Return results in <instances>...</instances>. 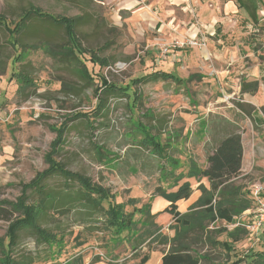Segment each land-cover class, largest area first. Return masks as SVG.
<instances>
[{"label": "rangeland", "instance_id": "1", "mask_svg": "<svg viewBox=\"0 0 264 264\" xmlns=\"http://www.w3.org/2000/svg\"><path fill=\"white\" fill-rule=\"evenodd\" d=\"M29 4L55 15L73 16L79 13L73 0H0V12L16 20V13ZM89 9L94 14V22L82 28L83 46L89 49L106 45L100 55L111 60L110 66L96 67L95 84L81 78L74 68L52 57L43 48L32 50L24 62L9 60L7 65H0V202H16L25 185L49 166L47 154L66 124L68 129L63 134L64 144L57 158L71 171L84 173L93 182L109 187L116 193L117 202L137 197V206L148 204L152 210L156 187H168V182L160 177L162 174L157 167L159 158L134 141L142 138L140 128L143 124H153L154 118L144 115L162 119L173 116L167 119L168 123L166 121L162 130L163 139L171 135L168 128L170 120L175 119L176 127L182 124L179 110H172L183 105V101L173 93L180 88H185L184 93L191 99L190 110L199 106L205 112V124L216 122V108L218 113L238 122L240 130L244 131L247 157L244 171L235 183L242 185L243 191L249 192V197L255 184L264 186V15L259 16L256 26L249 19L250 24L241 20L232 23L223 37L224 42L219 45L234 49V57L229 63L219 65L214 56L210 60L200 57L190 68V59L171 62L168 56L182 53L188 57L194 50L200 51L206 46L187 45L185 41L189 35L180 24H170L171 33L167 35H160L151 29L148 17L136 14L152 10L149 0H94ZM64 38L63 30L48 23H35L22 37L28 43H60ZM5 39L4 31L0 30V44H4L10 54L12 50ZM176 41L184 44L175 47ZM182 50L184 52H180ZM174 66L180 75L196 73L201 76L186 84L159 80L133 86L138 93L136 102H133L132 95L130 98L120 94L107 95L106 108L100 117L96 114L95 88L100 86V76L119 86H127L132 79L145 73L166 71ZM3 68L5 73L1 74ZM15 73L24 74L32 83L25 84ZM244 78L250 89L245 95L241 84ZM77 113H86V117L75 118ZM197 124L195 118L192 127ZM203 127L206 132L207 127ZM153 132L158 133V130ZM190 142L188 138L182 149L195 153L196 146L192 147ZM95 144L113 155L103 158ZM168 151L171 156H180L173 148ZM180 159L182 162L185 160L184 157ZM167 179L170 181L169 175ZM46 184L50 191H60L64 188V179L61 176L50 177ZM28 193L31 196L28 201L34 203L38 200L34 192L29 190ZM104 206L107 207V202ZM133 208V205H128L126 211L132 212ZM249 210V214L242 213L234 223L245 231L237 242H233L227 232L235 226L225 221L216 222V234L213 235L216 246L206 243L200 248L207 258L203 264H231L237 258H243L241 264H251L252 254L264 252V228L257 232L249 228L255 219V201ZM18 216L19 212H14L12 218ZM134 217L138 222L137 228L145 231L143 215L137 212ZM103 222L102 212L92 219H85L75 209L52 208L42 226L55 234L64 231L62 241L48 244L33 231L25 229L20 232L16 256L30 255L36 260L34 264H64L76 255L82 256L89 264H100L96 260H102L104 264H131L138 261L137 255H143L150 248L148 264H161L164 248L158 243V235L135 251L132 240H127L123 246L119 240L112 238ZM157 225L160 228L157 231L168 235L170 231L174 233L169 225L166 229L164 224ZM8 227L9 221H0V264L4 257L2 246L8 243ZM218 229L224 231L218 232L221 231ZM56 235L60 237V234ZM225 242L232 245V251L226 249Z\"/></svg>", "mask_w": 264, "mask_h": 264}, {"label": "trees", "instance_id": "2", "mask_svg": "<svg viewBox=\"0 0 264 264\" xmlns=\"http://www.w3.org/2000/svg\"><path fill=\"white\" fill-rule=\"evenodd\" d=\"M79 9V13L73 16L52 14L42 7L35 4L23 6L16 13V20L11 19L7 14L0 12V30L4 31L6 44L11 47L12 53L8 54L4 44H0V65L8 63L9 60L24 62L28 53L32 50L43 48L52 57L58 58L64 64L74 68L75 72L84 80L91 84L94 82L96 67L102 68L111 65V60L101 56L100 48H86L81 40L83 27L94 22V14L90 11L94 0H73ZM35 23H48L52 27L63 30L64 40L60 43L37 41L28 43L22 39L24 34L29 31ZM97 24L101 22L98 20ZM86 55H89L87 57ZM5 65V68H6ZM5 73V69L1 74ZM14 74V73H13ZM22 78L25 84L32 83L27 76L15 73ZM23 75V76H21ZM193 74L190 80L196 78ZM100 86H96L95 95L97 98L96 114L100 115L106 108L107 95H122L126 98L133 96V102L137 101L138 93L133 86H140L148 82L159 80L176 79L175 75L166 71H154L143 74L132 79L127 86H119L107 80L105 76H100ZM179 80V79H177ZM247 84L242 85V90H250ZM134 106V105H133ZM86 113H77L75 118L86 117ZM146 118H153V115H144ZM158 133H154V126L143 124L140 128L142 138L134 141L141 148L149 150L159 158L158 171L161 176L167 178L174 176V183H170L169 188L163 186L156 187V194L169 200L171 204L165 209L170 213L173 222L169 229L174 231L173 236L157 231L159 226L154 221L156 216L151 214L148 204L137 206L138 199L129 198L127 201L117 202L116 193L109 187L95 183L90 177L80 172L71 171L67 165L57 158L62 145L64 144L63 134L67 131L66 124L60 129L58 138L53 141L50 152L47 154L49 166L27 185H25L21 196L14 203L6 201L0 202V221H9L7 231L8 243L3 247L4 257L2 264H34L36 261L30 255L21 254L16 256V249L19 247L20 232L28 229L33 231L40 239L48 244H58L63 239L64 231H57V237L50 229L42 226V222L48 217L52 208L56 209H75L82 213L85 219H92L98 212H102L104 217V227L109 230L112 238L119 240V243L132 240V247L136 250L144 244H148L158 235V243L167 247L161 259V264H203L207 260L201 253V247L206 243L216 246V222L225 221L227 224L236 223L245 210L253 206V198L249 197V192L243 191L242 185L235 183V178L241 174L244 147L240 133H231L222 138L217 145L211 147L207 156L208 166L200 167L194 160H189L188 170L181 171L175 175L177 167L174 164L179 160L171 156L170 144L161 139V128H164V121L161 119ZM161 129V130H160ZM100 156L107 159L112 153L104 150L102 146L95 144ZM61 176L64 179V188L60 191H50L47 188L46 180L50 177ZM185 177L202 178L207 177L210 181V188L203 184L199 186L202 191L199 199L182 213L178 210L177 201L189 198L192 193L189 181H184L179 185V181ZM177 187L176 190H170ZM29 190L37 196L36 202L28 201L31 197ZM264 197V193L262 195ZM107 202V207L104 206ZM133 205V211L127 212L126 207ZM14 212H19L17 218H12ZM143 215L144 223L147 228L140 231L137 228L138 222L135 213ZM160 230V228H159ZM222 232L224 229H218ZM233 242L241 239L245 233L243 228L238 225L233 230L227 231ZM125 234V235H124ZM127 241V242H128ZM117 243V244H119ZM226 249L232 251V245H227ZM61 250V249H60ZM151 249L143 255H137L138 261L131 264H147L150 259ZM243 258L232 260L231 264H241ZM96 260L95 262H97ZM64 264H85L82 256L76 255L72 260ZM209 264H220L209 262ZM251 264H264V252H256L251 255Z\"/></svg>", "mask_w": 264, "mask_h": 264}, {"label": "crops", "instance_id": "3", "mask_svg": "<svg viewBox=\"0 0 264 264\" xmlns=\"http://www.w3.org/2000/svg\"><path fill=\"white\" fill-rule=\"evenodd\" d=\"M151 11H139V16L148 17L149 24L151 29H154L156 32L160 33V35H167L171 33L169 29V25H173L174 23L180 24L182 29L192 37H201L206 43V49H202L200 51L194 50L192 54L188 57L184 54L180 53L179 57L175 54H170L168 57L171 58V62H175L176 60L179 61H188L191 60L190 64L193 68V64L198 62L200 57H203L205 60H210L211 56L216 57L217 64H224L229 63L232 59L234 49H230L228 46L226 47H219L221 45V41L224 42L223 37L225 38L226 34L232 23H237L238 21H242L243 23L250 24L247 20H253L254 25L256 26L259 23V16L264 15V0H149ZM260 13V14H259ZM264 20V19H263ZM183 24V26H182ZM253 25V24H252ZM224 29H220V28ZM180 52H184L183 50ZM187 53V51L185 50ZM228 53H230L228 55ZM177 57V58H176ZM173 64V63H172ZM156 71H164V70H156ZM154 72V71H152ZM166 72H171L175 75L176 79H168L176 84H186L189 81V78L196 73L187 74V75H180L176 66H174L170 70H166ZM149 73V72H148ZM146 74V73H145ZM209 76V74H206ZM179 79V80H177ZM195 79V78H194ZM193 79V80H194ZM247 79L244 78L242 80L243 84L246 83ZM244 91V95L249 90H242ZM185 88H180L178 92L175 93L174 96L179 100L183 101V105L179 109H172L174 112L179 110L180 120L182 122L179 127L175 125V119L173 118L172 121L170 120V137H165V139L161 138L163 141H166L170 144V147L173 150L179 152V157L172 155L173 158L178 159L179 162L174 164V167H177L175 175L177 176L181 171H187L189 166V160L192 159L196 163L200 165L202 168H206L208 166L207 156L211 151V147L217 145V143L224 138L225 136L231 133H240L242 136L243 141V132L238 127L237 121H231L227 115L220 114L217 112L216 108V122L208 121L209 123L205 124L204 120L206 117L205 112L197 106L195 109H191L189 107V100L190 97L184 93ZM229 94L226 93V97ZM192 102V101H191ZM218 101H216V104ZM194 105H196L194 103ZM178 106V105H177ZM173 116H168L167 119H171ZM153 124H149L154 126V131L158 130L160 127V120L162 117L154 116L153 115ZM196 118L198 124L192 127V122ZM167 119H162L164 121V128L165 125L168 123ZM167 121V123H166ZM203 121V123L201 122ZM207 127V131L205 132V127ZM164 128H161L162 130ZM160 129V130H161ZM191 129V132H190ZM161 130V132H162ZM157 133V132H154ZM161 137V136H160ZM188 138L191 140L190 144L196 146L195 153L191 150H183L182 146ZM190 149L192 147L188 145ZM244 154H243V162L241 172L244 171V165L246 162L247 151L245 149L244 143ZM170 148V149H171ZM184 157V162L181 161L180 158ZM182 164L184 167H181ZM240 176V175H239ZM238 176V177H239ZM160 177H163L160 175ZM236 177L235 179H237ZM165 178V177H164ZM168 182V187L170 183H174L175 178L174 176L170 177V181L165 178ZM184 181H189L192 188V193L189 198L181 199L177 201L178 210L182 213L188 211V209L199 199L202 194V191L199 189V186L203 184L205 187L210 188V181L207 177L196 178V177H185L179 181V185L182 184ZM164 183V182H163ZM160 186V185H158ZM162 186V185H161ZM177 187L169 189L176 190ZM156 190V189H155ZM155 192V191H154ZM156 194V192H155ZM136 198L137 197H130ZM123 202V201H122ZM171 204V202L164 197L156 194L154 195V199L152 202V210L151 214L156 216L155 222L158 224H164L166 229L167 225L173 222L172 215L165 211V209ZM243 213L249 214L250 210H245ZM264 228V227H263ZM173 231V230H172ZM174 232V231H173ZM171 233V234H170ZM169 236H173L174 233L170 231ZM126 243V241L124 242ZM122 244L125 246L126 244ZM161 246V245H160ZM164 249L167 247L161 246ZM164 249L161 251L162 256L164 254ZM162 259V257H161ZM85 264H89V262L84 261ZM100 262V264H104V262ZM96 262V263H97ZM161 263V262H160ZM148 264V263H147Z\"/></svg>", "mask_w": 264, "mask_h": 264}, {"label": "built area", "instance_id": "4", "mask_svg": "<svg viewBox=\"0 0 264 264\" xmlns=\"http://www.w3.org/2000/svg\"><path fill=\"white\" fill-rule=\"evenodd\" d=\"M187 45H190L192 47H202L205 46V40L203 38L198 37H192L189 36L187 40L185 41ZM184 43H180L179 41H176L174 43V46H181ZM264 193V186L261 184H255L251 191V197L253 198V201H255L257 205V210L255 214L254 222L251 226H249L250 229L257 231H260L264 227V197L262 196ZM226 223V222H225ZM232 226H236L238 224L230 223Z\"/></svg>", "mask_w": 264, "mask_h": 264}]
</instances>
